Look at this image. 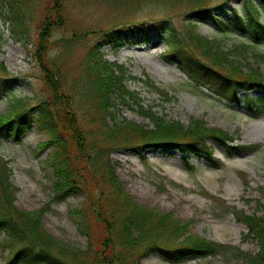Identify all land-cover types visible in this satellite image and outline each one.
Listing matches in <instances>:
<instances>
[{
    "label": "rangeland",
    "instance_id": "rangeland-1",
    "mask_svg": "<svg viewBox=\"0 0 264 264\" xmlns=\"http://www.w3.org/2000/svg\"><path fill=\"white\" fill-rule=\"evenodd\" d=\"M19 1L21 5L27 3L23 6L25 24L21 35H17L15 27H12L10 18L13 15L9 5L0 6V67L6 70L0 71V86L3 90L0 94V114L8 111L17 100L32 106L51 94V89L44 82V70L36 54L39 53L42 58L37 46L40 41L39 24L54 0ZM199 2L158 0L153 1L150 11L145 0L110 3L101 0H65L59 15L61 24L51 32L52 37L49 38L52 45L48 53L62 60L64 75L75 79L81 73L82 61L94 43V33L98 30L108 29L120 22L127 24L135 20L167 17L165 21L181 35L186 31L185 14L199 7ZM202 2L207 7L224 3L226 15L220 16V26L211 20L200 23L196 29L200 35L220 41L224 49H233L236 44L253 48L249 38L235 28V25H239L243 30L245 26L234 22L231 16L234 9L239 11L243 7V0ZM57 18L55 15L54 20ZM73 32H84V35L72 39L73 42L68 43L69 50L63 54L61 43L65 40L61 39ZM181 49L188 56H198L187 45ZM165 50L167 45L158 37L146 40L140 37L133 43L124 42L118 48L101 47L103 59L122 64L128 75L135 78L126 82L127 87L135 92V102L118 106L119 119L125 118L146 129L153 128L148 118L140 113L139 106L142 105L143 113H155L166 122L176 121L186 127L191 120L200 119L208 127L222 129L233 135L234 144L251 147L260 145V148L228 156L221 146L213 144V156L220 161L217 167H213L204 155H191L185 160L177 150L164 151L150 147L136 153L124 147L112 149L101 141L96 123L89 128L86 125L87 131L91 133L88 138H95L94 144L109 147L102 148L107 150L103 155L108 158L123 190L135 203L164 214L172 212L174 217L183 222L192 219L188 227L192 235L226 247L213 255L188 256L177 262L167 260L153 251L141 258L139 264H252L247 257L256 255L259 243L250 235L247 225L237 220L236 214L240 211L258 215L264 212V110H261L262 114H257L243 107L242 103L236 105L221 100L206 89L202 88L199 92L193 90L188 77L175 64L164 61L162 54ZM242 51L244 55L236 51L232 59L241 63L242 70L258 68L264 76V61H258L249 52ZM256 51L264 53V44H259ZM149 80L165 94L148 85ZM240 94L243 96V91ZM258 94L256 90L250 92L251 96ZM107 123L110 122L107 120ZM47 139V133L34 127L18 142L9 139L0 141V155L10 169L8 175L13 186V204L18 209L36 211L44 230L61 244L75 251L86 250L89 239L77 230L68 210L80 202L84 201L81 205L84 204L87 193L83 191L62 201L53 200L51 178L54 168L44 162L51 147L42 149L39 146ZM69 155L74 161L78 160L75 159L77 152L71 145ZM83 173L87 180H92L81 165L79 176ZM99 185L96 190L88 185L92 195L95 193L98 197L101 189L109 190L106 182H99ZM90 224V234L95 241L97 233L102 230L97 228L92 218ZM4 238V233L0 232V242ZM9 258V249L0 246V264H8Z\"/></svg>",
    "mask_w": 264,
    "mask_h": 264
},
{
    "label": "trees",
    "instance_id": "trees-1",
    "mask_svg": "<svg viewBox=\"0 0 264 264\" xmlns=\"http://www.w3.org/2000/svg\"><path fill=\"white\" fill-rule=\"evenodd\" d=\"M101 1L110 3L118 0ZM145 1L147 9L152 11L153 1L158 0ZM64 3L65 0H54L39 24L40 41L37 46L42 58L39 53L36 55L39 56L44 70L43 79L51 89V94L32 106L17 100L8 111L0 114V141L9 139L18 142L34 127L48 134L47 141L39 146L42 149L51 147L44 162L54 168L51 178L52 198L62 201L86 191L85 206L80 207L84 201L80 202L68 212L73 216L77 230L89 239V247L75 251L61 244L44 230L36 211L18 209L13 204V186L8 175L10 169L0 155V232L5 235L0 246L9 249L8 264H139L141 258L153 251L167 260L177 262L188 256L206 257L226 248L192 235L188 231L192 219L183 222L174 217L172 212L164 214L135 203L123 190L108 158L103 155L107 150L102 148L109 147L94 144L95 138H88L91 133L87 127L96 123L101 141L112 149L124 147L136 153L150 147L164 151L177 150L185 160L191 155H204L213 167L220 164L213 156V144L221 146L228 156L246 150H258L260 145L251 147L234 144L233 135L222 129L208 127L203 120H191L184 127L176 121L166 122L155 113H143L142 105L139 106L140 113L148 118L153 128L146 129L125 118L119 119L118 106L135 102V92L126 85L128 79L135 78L128 75L122 64L103 59L100 49L103 46L118 48L124 42L133 43L140 37L142 40L158 37L167 45V50L162 54L164 61L175 64L191 81L193 90L199 92L202 88L206 89L228 102L236 105L243 103V107L256 112L264 108V76L258 68L242 70L241 63L232 59V56L235 57L236 51L244 55L242 50H245L258 61H264V53L256 51L257 44H264V0H258L257 3L245 0L241 8L242 15L235 9L231 13L234 22L245 26L243 30L239 25H235V28L248 36L253 48L236 44L233 49H224L220 41L200 35L196 31L200 23L211 20L220 26V16L226 15L223 3L207 7L200 0L199 7L185 14L186 31L181 35L165 21L167 17L135 20L127 24L120 22L108 29L98 30L94 33V43L82 61L81 73L75 79L64 75L60 57L57 60L48 53L52 45L49 38L52 37L51 32L61 24L59 15ZM5 4L9 5L13 15L10 18L12 27L19 35L24 28L23 6L27 3L23 4L22 1L21 5L19 0H0V6ZM261 14L263 16L259 18ZM55 15L58 16L57 20H54ZM80 35H84V32H73L61 39L65 40L61 43L63 54L69 50L68 43ZM185 45L198 56L186 55L181 49ZM0 71L6 70L0 67ZM147 84L165 94L151 80ZM255 90L260 93L251 96L250 92ZM240 91L245 92L243 98L240 97ZM2 92L0 86V94ZM70 145L77 152V161L69 155ZM81 165L92 180H87L84 173L82 177L79 176ZM99 182H106L109 190L101 189L97 197L95 193L92 195L88 185L96 190L100 187ZM236 215L237 220L247 225L250 235L259 243L256 255L246 256L247 259L252 264H264V212L258 215L240 211ZM91 218L97 228L103 231L97 233L95 241L90 234Z\"/></svg>",
    "mask_w": 264,
    "mask_h": 264
}]
</instances>
